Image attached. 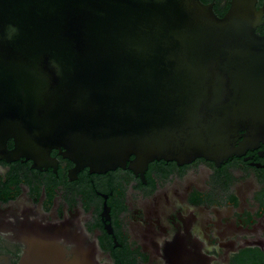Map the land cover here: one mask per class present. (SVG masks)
<instances>
[{"label":"water","instance_id":"95a60500","mask_svg":"<svg viewBox=\"0 0 264 264\" xmlns=\"http://www.w3.org/2000/svg\"><path fill=\"white\" fill-rule=\"evenodd\" d=\"M257 3L0 0V159L38 167L56 149L105 173L264 143Z\"/></svg>","mask_w":264,"mask_h":264},{"label":"flooded vegetation","instance_id":"af4514ba","mask_svg":"<svg viewBox=\"0 0 264 264\" xmlns=\"http://www.w3.org/2000/svg\"><path fill=\"white\" fill-rule=\"evenodd\" d=\"M200 1L219 16L230 0ZM0 264H264V143L105 173L56 149L0 159Z\"/></svg>","mask_w":264,"mask_h":264},{"label":"trees","instance_id":"16d2710c","mask_svg":"<svg viewBox=\"0 0 264 264\" xmlns=\"http://www.w3.org/2000/svg\"><path fill=\"white\" fill-rule=\"evenodd\" d=\"M264 2V0H259V4L261 5ZM227 9V8H226ZM223 16V14H220L219 17ZM259 33H261V28L257 30Z\"/></svg>","mask_w":264,"mask_h":264}]
</instances>
